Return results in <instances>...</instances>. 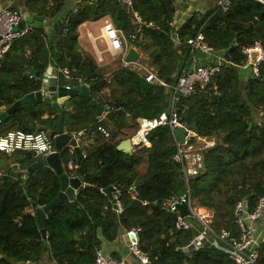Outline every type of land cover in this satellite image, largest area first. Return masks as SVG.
Listing matches in <instances>:
<instances>
[{"label":"trees","instance_id":"1","mask_svg":"<svg viewBox=\"0 0 264 264\" xmlns=\"http://www.w3.org/2000/svg\"><path fill=\"white\" fill-rule=\"evenodd\" d=\"M14 1L11 10L45 21H55L66 2ZM131 9L138 13L139 25ZM175 10V0H131L130 8L115 0H81L56 28H30L2 57L0 111L41 90V80L28 69L43 75L51 65L59 77L66 69L72 78L61 80L62 85H86L95 102L119 111L98 120L95 108L83 98L65 104L66 133L98 126L108 129L113 123V134L110 138L96 135L82 146L84 156L79 165L69 148L60 152L62 174L78 178L82 185L73 201L62 200L47 214L45 239L34 211L57 198L60 176L50 168L36 166L42 157L32 153L20 158L15 153L12 166L0 164V264H96L95 253L102 243L113 242L132 228H140L139 247L150 264H234L210 245L209 239L196 250L186 248L202 231L195 221L190 220L192 226L185 232L175 229L177 215L168 210V202L184 195L186 187L181 166L173 158L176 144L168 126L149 134L150 148H133L131 154L117 149L134 136L137 119L168 113V88L148 83L141 71L123 66L121 57L114 65L99 66L78 42L80 25L107 17L121 32L124 49L138 50L155 77L172 86L190 61L188 41L202 30L207 44L226 62L206 86H197L194 94L180 98L174 108L181 122L195 123L193 131L213 143L202 151L203 170L189 180L191 201L213 212L216 233L238 236L235 205L242 201L252 211L264 196V61L258 77L250 71L246 78L239 73L246 65L243 49L259 43L264 50V4L231 0L226 12L213 7L193 13L177 29L176 40L170 27ZM58 119L51 105L27 103L0 125V137L11 130L43 132L54 143ZM110 186H115L112 197L117 203L103 193ZM258 264H264V240L258 247Z\"/></svg>","mask_w":264,"mask_h":264},{"label":"built area","instance_id":"2","mask_svg":"<svg viewBox=\"0 0 264 264\" xmlns=\"http://www.w3.org/2000/svg\"><path fill=\"white\" fill-rule=\"evenodd\" d=\"M120 1L121 4L131 7V0H115ZM264 4V0H257ZM231 0H217L216 9L220 12H226L230 8ZM132 16L136 19V24H140V18L136 11L130 10ZM23 14L17 10H11L9 7L0 9V60L9 51L11 44L25 36L30 27L22 25ZM103 39L108 43V49L116 51L122 55L123 66L130 67L132 70H137L136 65L124 62V55L126 49L123 47V38L121 32L115 29L112 24L104 26ZM190 48V61L184 66L174 85L168 86L162 81H159L152 74H145L148 83H157L168 88L171 96V106L168 113H162L157 118L137 119V129L134 136L129 139L132 148H150L148 141L149 134L156 128L168 126L174 134L176 144V152L174 161L180 164L181 172L186 187V193L182 196L171 198L168 202V210L177 215L175 221V229L179 232H185L192 226L191 221H195L202 228L187 245V249H198L201 243L210 241V245L221 250L226 254L234 264H258V247L264 240V235L258 233L257 224L264 219V196L259 198L256 207L249 211L245 204L240 201L237 202L234 209L235 224L240 229L238 236H233L229 232L223 231L216 233L212 228L214 214L207 208L195 206L190 197L189 180L198 175L203 170V153L202 151L211 147L213 143L206 139L199 137L193 130H187V124L181 122L174 108V105L182 97H188L194 94L197 86H206L212 76L220 71L223 65V57L215 52L204 39L202 30L188 41ZM242 53L246 57V65L243 69L248 68L253 77L259 75V65L264 61V50L259 43L245 48ZM255 53L254 59L252 54ZM201 55L206 60V64L197 63L194 60L196 55ZM61 78L65 81H71L68 71L66 69L60 71ZM119 109L114 107H106L102 118L106 120L109 114H116ZM116 125L119 124V118L114 117ZM104 128L98 126L94 129L83 130L72 136L75 138L77 145L84 144L87 140L96 135H102L104 138L112 136L111 127ZM184 128V141L180 144L176 138L175 130L177 128ZM110 128V129H109ZM0 153L11 158L15 153H32L37 157H47L55 153L54 143L46 133H27L20 130H11L0 137ZM185 205L189 211L188 217H181L178 213V207ZM140 228H132L125 231L129 239L128 252L135 259L137 264H150L149 257L144 254L139 247ZM211 239V240H210ZM208 241V242H209ZM96 264H125L121 259L105 257L101 251L95 253Z\"/></svg>","mask_w":264,"mask_h":264},{"label":"water","instance_id":"3","mask_svg":"<svg viewBox=\"0 0 264 264\" xmlns=\"http://www.w3.org/2000/svg\"><path fill=\"white\" fill-rule=\"evenodd\" d=\"M64 21L63 17H59L53 26V28H56L58 25H60ZM44 22V20L34 17L32 15L26 17L22 25L26 27H40ZM255 53L252 54V59H254ZM139 54L138 52L133 49L129 48L124 56V61L127 63H134L138 60ZM28 72L31 76L38 78L39 80L43 79V75H40L37 72H34L33 70L28 69ZM80 97L90 102V104L95 108V115L98 120L101 119L102 114L105 112L106 107H103L99 105L97 102H95L91 95L89 88L86 85H80V86H63L60 82H58L55 86H41V90L28 94L21 98L20 100L14 102L10 107L6 108L3 111H0V125L4 122H6L9 118V116L14 113L18 108H20L22 105L32 102H43L45 104L51 105L58 113L59 119H58V129H57V135L54 138V148L55 153L52 155H49L47 157H42L41 161L36 164V166H44L50 168L53 172L58 174L60 176V192L57 196V198L51 202L48 206L44 208H35V218L38 224V228L40 230V234L43 239L46 238L45 235V223H46V217L47 214L56 207L62 200H68L73 201L76 195L77 190L81 187L82 183L78 178H68L67 175L62 174L61 164L59 161V155L60 152L64 148H71L72 151L76 155L77 164L79 165L83 159V154L80 149V147L77 145L75 138L64 131V106L65 104L72 98ZM187 130H194L195 129V123L191 125H187ZM185 129L184 128H177L175 130V135L180 144L184 141V135H185ZM117 149L119 151H122L126 154H131L132 152V144L131 141L125 140L121 142ZM35 166V167H36ZM32 167L28 169L29 172L32 171ZM115 189V186H110L103 190V193L108 197L110 201L113 203H117L118 200L116 198L113 199L112 192ZM34 207V206H33ZM178 213L181 217H188L189 211L185 205H180L178 207Z\"/></svg>","mask_w":264,"mask_h":264},{"label":"crops","instance_id":"4","mask_svg":"<svg viewBox=\"0 0 264 264\" xmlns=\"http://www.w3.org/2000/svg\"><path fill=\"white\" fill-rule=\"evenodd\" d=\"M216 1L217 0H175L176 10H175V14L173 16V19L170 22V27L174 30L172 32V38H174L176 40L177 29L182 24H184L185 21L193 13H196V12L204 13L205 11L211 10L213 7H215ZM80 2H81V0H66L65 5L62 8L59 17H63L65 20V16L68 14V12L76 9L77 5L80 4ZM14 5H16L14 0H0V9L4 8V7H12ZM22 14H23V20L26 17L30 16L29 14H26V13H22ZM131 16H132V14H131ZM138 17H139V15H138ZM132 18L134 19V21L136 23V19L133 16H132ZM55 21H45L44 20L45 23H43L42 25L46 26L47 30L51 31L52 29H54L53 26L55 24ZM106 24H111V22H110L109 18L103 17L97 21L85 22L82 25H80L78 28L79 45L81 46L82 50L85 53L93 56L96 61L97 60L101 61L102 59H106V57L102 58V57H100V55L98 56V54H100V51H101L100 49H102L103 45L105 48L108 49V43L102 37V35L104 33V26ZM128 49H126V50H128ZM136 51L139 54V58L136 62L130 63V64L136 65L138 67L137 70L141 71L143 73V75H145V74L154 75L152 68L149 67V65H148L147 59L138 50H136ZM117 57H122V55L117 53ZM194 60L197 63H202V64H204L206 62L205 58H203V56L198 55V54L194 57ZM108 64H110V62H106L104 65H108ZM99 66H101V65H99ZM61 80L65 81L64 79L61 78V76L59 77L57 75L56 71L54 70L53 66L51 65L48 67L46 72L43 74V79L41 80V86L42 85H44V86H55L58 82H61ZM63 86H65V85H63ZM93 138L87 140L84 144L79 143L78 146L80 147V149L82 148V146H86L87 144H89ZM69 149H70V151L73 150L71 148H69ZM82 154H83V152H82ZM83 156H84V154H83ZM20 157H21V154H19V158ZM11 159H12V157L8 158V157H5L4 155L0 154V164L2 163L3 165H5L7 162V164L9 163L10 166H12ZM69 168H72V167L69 165ZM68 178H73V177H68ZM257 228H258V233H261L262 235H264V219H262L258 223ZM128 243H129V239L126 236L125 231H123L115 241L103 242L99 251H101L105 255V257L121 259L125 262V264H137L135 259L128 252ZM45 264H52V263L45 262Z\"/></svg>","mask_w":264,"mask_h":264},{"label":"rangeland","instance_id":"5","mask_svg":"<svg viewBox=\"0 0 264 264\" xmlns=\"http://www.w3.org/2000/svg\"><path fill=\"white\" fill-rule=\"evenodd\" d=\"M100 50L101 51H100V54H98V56L100 55V57H102V58L106 57V59H102L101 61H98V60L96 61L97 64H99L101 66H106V65H104L106 62H110V64H108V65H114L115 61L119 58V57H117L116 51H114L112 49H107V48L104 47V45L102 46V49H100ZM239 73H240L241 77L243 76L244 78L249 76L248 68L243 69V70L239 69ZM255 118H256L255 121L259 120V114L258 113L255 114ZM34 214H35V211H34Z\"/></svg>","mask_w":264,"mask_h":264},{"label":"clouds","instance_id":"6","mask_svg":"<svg viewBox=\"0 0 264 264\" xmlns=\"http://www.w3.org/2000/svg\"><path fill=\"white\" fill-rule=\"evenodd\" d=\"M123 47H124V45H123ZM125 50V49H124ZM126 52H127V50H126ZM126 54V53H125ZM122 58V57H121ZM124 60V59H123ZM125 62V61H124Z\"/></svg>","mask_w":264,"mask_h":264}]
</instances>
